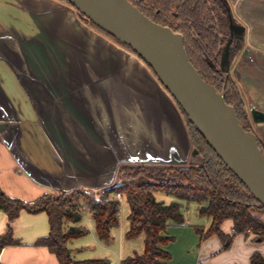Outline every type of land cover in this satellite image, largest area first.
I'll use <instances>...</instances> for the list:
<instances>
[{
  "label": "crops",
  "instance_id": "obj_1",
  "mask_svg": "<svg viewBox=\"0 0 264 264\" xmlns=\"http://www.w3.org/2000/svg\"><path fill=\"white\" fill-rule=\"evenodd\" d=\"M57 4L0 0V189L28 203L59 191L98 192L115 180L118 159L142 154V142L186 150L191 141L179 108L149 68ZM235 4L252 42L264 46V0ZM6 221L0 211V234ZM210 223L209 218L198 226L202 234L187 227L177 229V238L167 233L166 247L176 246L166 250L170 258L163 264H250L254 252L264 256V240L234 234L230 219L220 224L229 242L216 234L204 237ZM114 229L101 241L88 223L89 246L115 243L112 251L100 248L94 259L119 264L143 252V244L140 253L125 238L128 220ZM12 230L20 243L1 250L0 264H58L46 246L36 244L49 233L45 212L21 211ZM84 245L85 240L72 242V256Z\"/></svg>",
  "mask_w": 264,
  "mask_h": 264
},
{
  "label": "trees",
  "instance_id": "obj_2",
  "mask_svg": "<svg viewBox=\"0 0 264 264\" xmlns=\"http://www.w3.org/2000/svg\"><path fill=\"white\" fill-rule=\"evenodd\" d=\"M136 6L154 22L182 35L188 60L206 82L222 92L225 102L235 109L237 118L245 122L247 118L242 100L234 84L230 78L223 80L222 74L216 78L212 67L206 61L207 55L220 54L227 34L219 1L141 0ZM220 35L223 39L219 38ZM216 58L218 60V56ZM181 113L192 145L202 155V164L166 169L157 177L142 168L124 169L121 183L104 190L99 200H93L84 191L74 190L60 192L56 196L43 194L34 202L28 203L10 198L0 189V211L6 215L7 220L4 233L0 234V252L5 246L20 243L13 236L12 222L21 211L45 212L49 233L36 244L46 246L56 256L58 264H106L97 259L73 258L68 242L83 236L88 230L81 225L66 227V223L78 224L81 221L84 210L81 203H84L94 224L96 237L101 241H108L110 230L119 224L120 202L113 197L115 193H120L129 207L125 238L134 239L140 234L144 235L143 252L127 256L119 264H163L169 260L170 254L162 246L171 238L165 236L164 232L168 225L183 224L184 218L179 201L165 204L155 199L154 194L160 192L173 195L180 201L198 203V214L211 219L204 237L216 234L229 242L230 237L222 233L220 224L230 219L234 234H253L256 239L263 241L264 219L260 214H264V207L215 154L184 112ZM239 124L244 130L247 129L241 122ZM195 229L202 234L198 227ZM250 264H264V256L254 252L250 257Z\"/></svg>",
  "mask_w": 264,
  "mask_h": 264
},
{
  "label": "water",
  "instance_id": "obj_3",
  "mask_svg": "<svg viewBox=\"0 0 264 264\" xmlns=\"http://www.w3.org/2000/svg\"><path fill=\"white\" fill-rule=\"evenodd\" d=\"M63 1H58L59 10H66L76 17L77 14L81 15L83 20L129 48L130 52H124L133 54L149 68L215 154L264 207V155L257 138L252 131L242 128L235 109L225 102L222 93L200 76L188 60L182 35L148 18L130 0ZM229 31L231 36L242 35L245 31L243 25L232 20L230 13ZM229 44L230 39L222 55L226 70L229 68ZM234 76L237 78L235 70ZM250 115L256 125H264V111L250 107ZM160 145L142 142L139 146L142 154L128 153L127 157L118 159L114 165L117 168L115 180L104 182L96 193L101 194L119 185L123 166L158 165L163 172L165 169L195 167L203 163L202 156L191 141L188 150L169 143Z\"/></svg>",
  "mask_w": 264,
  "mask_h": 264
},
{
  "label": "rangeland",
  "instance_id": "obj_4",
  "mask_svg": "<svg viewBox=\"0 0 264 264\" xmlns=\"http://www.w3.org/2000/svg\"><path fill=\"white\" fill-rule=\"evenodd\" d=\"M235 1L236 0H228V5L231 9L232 16L235 18V20L240 22L241 24H243L244 20L241 18L240 15H238V13L236 11ZM216 14L218 15L217 11H216ZM77 17L81 18L79 15ZM224 21H225V24L227 25V20H226L225 14H224ZM83 22L86 23L88 26H90L93 30H95L96 32L101 34L102 40H111L112 42L116 43V45L118 46L119 50H121V52L124 50L130 52V50L126 46L119 44L114 39H112V38L108 37L107 35H105L104 33L100 32L98 29H96L93 26V24H90L85 20H83ZM245 31L246 32H245L244 48L243 49L246 50L247 55L245 56V58H243L242 55H244V53L241 54V52L240 53L238 52L235 56L236 58L230 64V66H233L234 70H236L235 71L236 75L239 74V71H243L242 72L243 73V75H242L243 79H242V76H241V78H239L237 76L239 78L238 80L232 74L229 76H230V80L234 84L233 86H235V88L237 89L239 96L242 100L243 110H244L246 117L248 119L247 124L252 126V128L255 131H257V133L259 134L260 139L262 140V143L264 145V125H256L252 121L251 115H250V107H254V108H257L259 110L264 111V90L259 92L260 85L264 89V46L258 47L259 45L257 43L252 42L253 41L252 37L250 38L247 29H245ZM219 38L223 39V37L221 35L219 36ZM252 63L257 65L256 68L251 65ZM244 72H248V73H245V75L247 77L244 76ZM220 93H222V92H220ZM180 112H181V110H180ZM181 115H182V113H181ZM182 118H184L183 115H182ZM184 121H185V119H184ZM249 129H250V127H249ZM193 147H195V146H193ZM198 152H199V150H198ZM199 154H200V152H199ZM127 168L134 169V170H136L138 168H142V169H145L147 172L151 173L155 177L162 174V167L158 166V165L145 166V167H143V166L139 167L138 165H130L129 167H124V166L122 167L121 172H120L121 178H122V175L124 174V169H127ZM86 193L89 196H91L93 198V200H99L102 198L101 194H97L94 192H86ZM56 195H58V194H56ZM56 195H54V196H56ZM154 196H155V199L157 201H161L165 204H168V203L173 202V201H179L181 204V211L183 213L184 221L186 219L190 221L189 223L184 222L181 225H173L172 224L175 227L168 225L166 227V230H165L166 232H164L165 236H167L166 234L168 233L171 235H175V237L177 238L178 237L177 229H179L180 227L181 228L187 227V228H191L193 230V228H195L196 225H197V227L199 225H203L204 222L209 219L207 216H200L198 214V211H197L198 203H196L194 201H190V202L180 201L176 197H174L173 195H168V194L161 193V192L155 193ZM121 199L122 200L119 201L120 202L119 224L114 229V231L116 233L118 232V227L125 226V224L127 223V216L129 213V207H128L127 202L125 200H123V198H121ZM81 205H82V208H84V210H82V213H81V215H82L81 221L78 224L77 223L76 224H71V223L67 224L66 223V227L72 226V225H81L82 227H84L85 229L88 230V223L92 222V220H91L90 214L86 208V204L81 203ZM260 216H261V218L264 219V214H260ZM198 218L202 222L196 221V219H198ZM170 228H174V230L172 231ZM94 234H95V232H94ZM90 236H92V233L87 232L83 236L78 237V238H74L73 241L70 240L68 242V247L70 248L72 242H79V241L83 242V240H85V245L83 247H80V249H78L77 251L74 252V256H73L74 259H77V260L94 259L96 257L95 255H97V253H99L100 248H105V249L111 248V251H112V249H113L112 246L115 244L113 239L109 243H104V242L100 243V246L98 245L99 247L97 246L94 249V248H92V246H89L92 244V241L89 240ZM142 240H143L142 235H139V237H136L130 241V243L134 244L135 248L137 249V252H140V250L142 249V244H143ZM87 242H88V244H87ZM166 245L162 247L165 251L169 250V249H170V251H172L173 249L175 250L176 245L173 244V246H170L168 248L166 247ZM196 246H197V242L190 245V247H189V253L190 254H192L194 252V250L196 249Z\"/></svg>",
  "mask_w": 264,
  "mask_h": 264
},
{
  "label": "flooded vegetation",
  "instance_id": "obj_5",
  "mask_svg": "<svg viewBox=\"0 0 264 264\" xmlns=\"http://www.w3.org/2000/svg\"><path fill=\"white\" fill-rule=\"evenodd\" d=\"M58 1L65 2L63 0H58ZM130 1L133 2L136 5V3H140L141 0H130ZM218 1H219L220 5L222 6V12L226 16V20H227V34L225 36L224 43L221 45V52H220V54L219 55L214 54V55H211V56H208L207 55L206 56V61L212 67L213 72H214L216 78H219V74L220 75L222 74V75H224L223 80H226L227 78H230L229 75H231V74L234 75V68H233V66H230V64L236 58L235 57L236 54L238 52L239 53L241 52V54L244 53V55H242L243 58H245V56L247 55V53L243 49L244 48V38H245V32L246 31H244V34H242V35H237V34H233L232 36L230 35V31H229V13H230V15L232 17V20L235 23L240 24V25H243V24H241L240 22L236 21L235 18L232 16L231 9H230V7L228 5V0H218ZM77 16H78V14H77ZM79 16L81 17L80 19H82V16L81 15H79ZM229 39H230V44H229V48H228L229 68H228V70H226V66L227 65L222 64V55H223V52H224V48H225V46L227 44V41ZM217 56H218V60L216 58ZM236 79L238 80L239 78L237 77ZM246 120H248V119H246ZM246 120H245V122H243V120L240 121V118H238V121L241 122V124L243 126H246V128H247L246 130L252 131L255 134V136L257 138L258 146H259L261 152L264 153V145L262 143V140L260 139L259 134L257 133V131H255L252 128V126H250L249 124H247ZM249 127H250V129H249Z\"/></svg>",
  "mask_w": 264,
  "mask_h": 264
},
{
  "label": "built area",
  "instance_id": "obj_6",
  "mask_svg": "<svg viewBox=\"0 0 264 264\" xmlns=\"http://www.w3.org/2000/svg\"><path fill=\"white\" fill-rule=\"evenodd\" d=\"M114 198L116 199V200H118V201H121L122 199V196H121V194L120 193H115L114 194Z\"/></svg>",
  "mask_w": 264,
  "mask_h": 264
}]
</instances>
